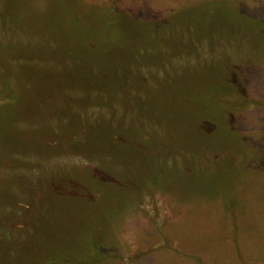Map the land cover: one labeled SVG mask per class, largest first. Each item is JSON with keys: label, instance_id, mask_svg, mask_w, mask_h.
Returning a JSON list of instances; mask_svg holds the SVG:
<instances>
[{"label": "rangeland", "instance_id": "1", "mask_svg": "<svg viewBox=\"0 0 264 264\" xmlns=\"http://www.w3.org/2000/svg\"><path fill=\"white\" fill-rule=\"evenodd\" d=\"M93 242L264 264V0H0V264Z\"/></svg>", "mask_w": 264, "mask_h": 264}, {"label": "trees", "instance_id": "2", "mask_svg": "<svg viewBox=\"0 0 264 264\" xmlns=\"http://www.w3.org/2000/svg\"><path fill=\"white\" fill-rule=\"evenodd\" d=\"M105 23H109V22H105ZM110 25V24H109ZM83 26V25H82ZM104 26L105 25H103V28H104ZM110 27H111V29H112V25H110ZM108 34V33H107ZM99 36H100V34H98ZM103 40V39H102ZM7 90H9V92H7L8 94L10 93V89H9V86L6 88ZM111 205L109 204V205H107V207H110ZM104 210H105V207H104V209H100V211L103 213L104 212ZM99 228H101V227H99ZM94 242L93 243H91V244H89L87 247H86V249H84L83 250V253L85 254V256L87 257V258H84V260H82L83 258H79L78 257V255L80 256V254H82L81 253V251H77V253H76V256H77V258H76V260L78 261L79 260V262H83V264H94V262H93V260H94V258H93V256H94V254H95V252H93V250H94ZM91 248V249H90ZM90 249V250H89ZM87 250H89L88 252H87Z\"/></svg>", "mask_w": 264, "mask_h": 264}]
</instances>
